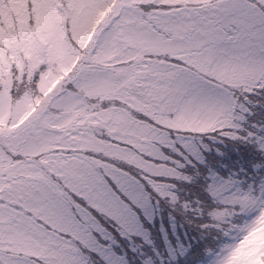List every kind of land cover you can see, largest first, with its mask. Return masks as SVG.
<instances>
[{
    "label": "snow or ice",
    "instance_id": "obj_1",
    "mask_svg": "<svg viewBox=\"0 0 264 264\" xmlns=\"http://www.w3.org/2000/svg\"><path fill=\"white\" fill-rule=\"evenodd\" d=\"M27 7L23 34L0 19V264H264V242L248 243L264 235V0ZM93 7L112 11L82 48L71 33ZM61 25L75 66L60 60ZM106 45L121 54L104 70L124 76L109 81L111 99L93 97V111L124 110L160 130L159 158L139 153L158 166L152 172L40 144L46 114L96 88ZM162 204L193 230L166 256L148 255L145 224Z\"/></svg>",
    "mask_w": 264,
    "mask_h": 264
},
{
    "label": "rangeland",
    "instance_id": "obj_2",
    "mask_svg": "<svg viewBox=\"0 0 264 264\" xmlns=\"http://www.w3.org/2000/svg\"><path fill=\"white\" fill-rule=\"evenodd\" d=\"M115 2L116 0H113V4ZM34 3H36V0H34ZM111 11V7L103 10L93 7L86 10L80 21L79 28L76 29L74 26V30L71 33L76 45L83 48L88 46L89 41H94L93 33L96 32L97 26L101 24V21L105 20V17ZM0 19L3 20L7 28L16 27L23 34L28 28L29 20L27 0H8L6 4L0 6ZM49 27L51 28V25ZM60 31L61 35L57 40L60 60L65 63L70 61L75 66L76 61L72 60L71 55L74 51L73 45L69 42L67 35L63 33L62 25ZM102 51L104 54L101 57L100 71L95 82L96 88L89 94L87 99L75 96L63 98L55 106L59 107L57 114H46L51 122L46 124V135L42 137L40 144L43 147L55 148L57 143H62L64 146L72 147L74 151L79 149L82 151L101 152L104 155L135 165L137 168L152 172L158 166L153 165L151 161L145 160L139 153L159 158L160 150L158 145L165 142L164 135L161 134L160 130L155 129L146 122L136 120L129 112L124 110L93 111L94 108L98 109L99 107L98 102L93 103V97L100 96L101 99H111L114 93L111 87L108 86L109 81L117 75L124 76L123 72L112 74L110 71L104 70V65L108 58L121 53L114 50L112 45H106ZM57 84H59V79L52 82L48 92L56 88ZM35 111V109H32L31 112H28V115ZM99 133L114 140L123 141L125 145H130V147H121L119 144L111 143L110 140L100 139L97 135ZM153 174L163 173L154 172ZM161 207L162 210L157 213L154 221L160 220L164 213L174 223L176 216L181 214L178 211H171L166 205L162 204ZM239 222L243 223V221ZM152 223H146L145 227L148 229L149 227L146 225ZM169 232L176 234L174 227L173 231L169 230ZM156 233V236H161L164 240L169 236L164 229H157ZM150 240L151 247L145 244V249L148 248L145 252L148 255L152 254L153 249L150 248L159 249L163 255H167L164 249L157 247L151 236ZM257 242H264V235L256 234L248 240V243L253 245ZM172 244L174 245L175 242L172 241Z\"/></svg>",
    "mask_w": 264,
    "mask_h": 264
},
{
    "label": "trees",
    "instance_id": "obj_3",
    "mask_svg": "<svg viewBox=\"0 0 264 264\" xmlns=\"http://www.w3.org/2000/svg\"><path fill=\"white\" fill-rule=\"evenodd\" d=\"M146 226L149 227L148 229L152 233L150 236L153 238L157 247L164 250L166 245H168V247H171V245H173L172 241H174L176 244L178 238L180 240H183L184 234L186 232H191L193 230L192 224L188 222V219H186L182 213L176 216V220L174 223H172V220L166 217L163 213L162 218L160 220H156L152 224H148ZM173 227H174V231H176V234L169 232V230L173 231ZM157 229L158 230L164 229V231L169 234L168 238L164 240L161 236H156ZM221 239H223L224 242H228L227 238L221 237ZM167 242H171V243L169 244Z\"/></svg>",
    "mask_w": 264,
    "mask_h": 264
}]
</instances>
